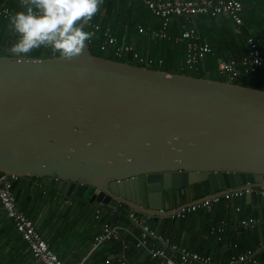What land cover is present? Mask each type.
I'll return each mask as SVG.
<instances>
[{"label":"water","instance_id":"95a60500","mask_svg":"<svg viewBox=\"0 0 264 264\" xmlns=\"http://www.w3.org/2000/svg\"><path fill=\"white\" fill-rule=\"evenodd\" d=\"M0 55V173L41 180L115 222H157L167 191H264V89L92 53ZM263 241L262 224L256 226Z\"/></svg>","mask_w":264,"mask_h":264},{"label":"crops","instance_id":"0c3cea01","mask_svg":"<svg viewBox=\"0 0 264 264\" xmlns=\"http://www.w3.org/2000/svg\"><path fill=\"white\" fill-rule=\"evenodd\" d=\"M240 1L243 3V22L240 25H236L224 14H199L188 20L179 16L173 19L168 29L169 38L163 39L153 33V30L161 27L160 19L140 0H104L101 11L85 30L91 31L92 24H99L104 29H109L120 44L132 46L143 58L154 61L163 59L164 62L171 59L173 63H178L172 68L176 71L183 70L186 66V46L184 42L176 41L175 37L182 32L186 23L196 28L200 42H208L217 47V53L222 60L239 58L243 52V43L239 38L242 26L243 29L264 34V0ZM4 2L6 3L5 0ZM17 2L20 5V0ZM139 28H143V31ZM0 36L5 40L3 46L10 49L16 36L10 31L8 24L0 27ZM179 53L180 64L177 58ZM250 73L243 69L238 78L244 77L250 82ZM16 182L14 191L18 207L34 221L49 246L67 264H123L120 258L133 264H157L148 251L137 246L141 229L132 220L119 216L113 222L106 212L102 213L101 219L98 220L95 218L97 205L91 206L87 199H68L62 192L42 184L41 180L37 179L31 181L29 178H19ZM209 191V183L174 188L166 192L164 205H169L173 211H177L182 206L202 201ZM259 196L260 202L256 204L249 203L246 197H242L221 200L209 207H200L185 217L167 216L163 219L160 231L164 242L158 244L165 248L176 244L223 261L235 251L234 243H240L242 248L261 250L262 241L258 228L243 227L239 223L243 216L262 217L264 194ZM236 207H240V211H237ZM102 221H110L116 226L120 238L93 248V239L99 232ZM223 222L227 226L226 233L224 239L218 241L210 234L209 227ZM147 223L156 231L157 222L150 220ZM262 233L264 236V226ZM0 264H42L32 255L1 203Z\"/></svg>","mask_w":264,"mask_h":264},{"label":"built area","instance_id":"2783aa9c","mask_svg":"<svg viewBox=\"0 0 264 264\" xmlns=\"http://www.w3.org/2000/svg\"><path fill=\"white\" fill-rule=\"evenodd\" d=\"M145 4L152 13L161 21V27L153 30L155 36L167 39L169 38L168 29L175 17H184L188 20L190 17L205 14L211 16L227 15L236 24L243 22L242 9L243 3L240 0H140ZM12 14V10L6 5L4 0H0V16L8 18ZM186 23V22H185ZM142 32L143 28H139ZM92 32H103L104 40L100 44L101 51H112L113 54L122 58L127 54H132V58L141 66L162 70L163 59L153 60L140 56L132 46L120 44L118 39L113 36L109 29H104L99 24H92ZM176 41L184 42L186 46L185 65L193 66L204 59L208 54H213V48L208 42H200L197 36V30L189 24L183 25L182 32L175 37ZM92 40L88 42L91 43ZM258 68L264 69V44L260 43L253 37L248 39V52L241 58H233L229 60H220L218 71L221 75L226 76L230 81L237 79L242 70L254 72ZM20 177L0 173V203L5 210L9 219L12 220L15 229L27 243L32 255L42 264H67L48 244L42 233L36 228L34 221L28 217L18 207L17 198L14 193V183ZM247 190H231L222 196L214 195L211 198L203 199L189 206H182L177 211H173L169 205H164V210L171 212L170 218L185 217L191 211H195L200 207H209L213 203L221 200H233L235 198L246 197ZM264 194V191H258V194ZM94 206V205H91ZM240 211V207H236ZM107 208L97 206L95 210V218L101 219L102 213ZM131 220L140 226V233L137 237V246L142 247L151 255V258L157 261V264H264V256L259 253L264 248V239L261 242L262 249L246 248L238 251L239 244L234 243V252L230 254L226 261L215 260L211 255L200 253L187 247H180L176 244H170L168 248L162 247L158 242H164L161 235H157L156 231L148 225L147 222L140 217L130 214ZM259 220L255 217H242L239 220L243 227H255L259 224ZM227 226L219 223L209 227V232L218 241L224 239ZM117 227L110 221H102L99 232L94 236L93 248L119 240L120 235ZM125 244V243H124ZM125 247L126 244L124 245ZM174 254V255H173ZM123 264H133L122 260Z\"/></svg>","mask_w":264,"mask_h":264},{"label":"clouds","instance_id":"9594fccd","mask_svg":"<svg viewBox=\"0 0 264 264\" xmlns=\"http://www.w3.org/2000/svg\"><path fill=\"white\" fill-rule=\"evenodd\" d=\"M104 0H20L21 10L8 17L16 36L8 50L20 57L18 63L39 49H48L71 61L84 52L95 32L87 31Z\"/></svg>","mask_w":264,"mask_h":264},{"label":"trees","instance_id":"16d2710c","mask_svg":"<svg viewBox=\"0 0 264 264\" xmlns=\"http://www.w3.org/2000/svg\"><path fill=\"white\" fill-rule=\"evenodd\" d=\"M5 1H6V5L11 8L12 13L21 10L20 5L17 4L18 3L17 0H5ZM247 21H249V20H247ZM7 22H8L7 18L0 16V27L6 26L8 24ZM241 29H242V32L240 33L239 38L241 39V42L243 43V48H242L243 52L240 54L239 58H241L244 53H245L244 55L247 54V52H248V39L250 37H253L256 40H258L260 43L264 44V34L262 32H260V31L256 32V31H253L250 29H243V26ZM96 33H95L94 38L92 39V42L89 43L91 51L94 55L139 65L138 62L133 60L132 54H127L125 57L118 58L113 54L112 51H101L100 44L104 40L103 32L98 31ZM170 34H171V32H170ZM173 35L174 34H172V36ZM4 43H5V40H3L2 36H0V55L11 54L8 51L9 49H7L6 47L3 46ZM212 47H213V54H208L204 59H202L196 65H193V66H187L186 65L183 70H177L176 71L172 67H176L178 65V63L177 62L173 63L170 59L169 61L166 60L164 62L162 70L175 72V73H181V74H188V75H192V76H196V77H205V78L218 79V80H223V81H230L226 76L221 75L219 73L218 64H219L220 60H222V59H220V56L217 53V50H218L217 47H215V46H212ZM49 56H58V55H56V54L52 53L50 50L44 49V48L36 50L30 55V57H49ZM177 58H178L179 64H180V59H181L180 53L177 56ZM184 61H185V59H184ZM152 68H154V67H152ZM231 81L233 83H237V84H241V85L252 86L255 88H259V89H264V69L260 68L254 72H251L250 73V82L246 81L244 77L237 78V79L231 80ZM20 178L24 179L27 177H20ZM16 183H14V186ZM202 184L205 185L207 183H202ZM14 193H15V191H14ZM16 198H17V196H16ZM261 215H262V217L255 216V218L261 222L262 226H264V212H262ZM243 217H245V216H243ZM248 217H251V216H248ZM253 230H255V232L257 231L256 229H253ZM238 244H239L238 249L240 251L247 248V247L242 248V247H240V243H238ZM259 253L261 254V257L264 256L263 250H261Z\"/></svg>","mask_w":264,"mask_h":264}]
</instances>
